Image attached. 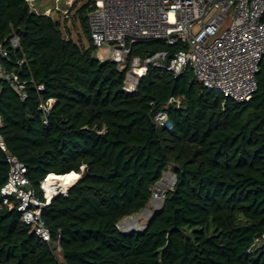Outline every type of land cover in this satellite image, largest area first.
Here are the masks:
<instances>
[{"label":"trees","instance_id":"trees-1","mask_svg":"<svg viewBox=\"0 0 264 264\" xmlns=\"http://www.w3.org/2000/svg\"><path fill=\"white\" fill-rule=\"evenodd\" d=\"M73 21L87 47L65 37L60 21L32 11L27 0H0V45L10 56L0 64L44 86L37 92L29 83L22 100L0 83L6 147L0 191L7 154L24 164L42 201L39 184L48 175L72 185L41 209L61 259L36 236L34 224L22 221L18 201L4 203L0 193V264H264V57L257 91L241 104L206 90L191 70L174 77L149 68L128 93L125 72L95 57L85 5ZM12 33L19 50L9 47ZM179 49L137 43L130 59ZM22 53L27 65L19 68ZM48 99L55 103L44 124L39 104ZM159 111L171 129L155 124ZM167 170L176 175L175 187L145 230L121 233L117 224L147 208Z\"/></svg>","mask_w":264,"mask_h":264},{"label":"built area","instance_id":"built-area-1","mask_svg":"<svg viewBox=\"0 0 264 264\" xmlns=\"http://www.w3.org/2000/svg\"><path fill=\"white\" fill-rule=\"evenodd\" d=\"M30 9L36 13L34 0H27ZM58 4L60 0H57ZM77 0H65L66 7L59 5L42 12L59 20L75 17ZM86 23L95 57L108 60L125 72L122 90L136 92L140 80L149 68L164 70L178 77L191 70L194 79L206 90L223 95L236 103L248 102L257 91L256 75L264 57V0H87ZM60 21V20H59ZM62 22V21H61ZM160 41L165 47H180L172 54L168 50L154 51L151 56L130 59L132 46L137 43ZM12 50L20 49L19 37L12 33L8 40ZM102 51L96 54V51ZM0 58L10 61L9 52L0 45ZM103 58V59H102ZM15 64L21 68L27 65L24 54ZM4 81L22 100L27 98L29 83L37 92H43L42 84L33 80H21L14 71L0 64V83ZM173 102L172 99L169 103ZM55 103L54 99L41 101L39 110L43 123ZM157 126L171 129L165 111L154 115ZM2 120L0 117V130ZM0 150L6 147L0 132ZM9 166L8 179L1 188L4 203L8 197L17 201V210L25 224H34L35 234L51 245V250L61 259L58 242H50V233L41 218V209L60 194H66L60 187L48 196L39 184L44 201L29 187L26 167L12 155H6ZM83 171V169H82ZM176 175L171 170L152 189L149 205L139 216L120 221L117 229L121 233L141 232L153 213L160 209L167 191L175 187ZM60 189V190H58Z\"/></svg>","mask_w":264,"mask_h":264},{"label":"rangeland","instance_id":"rangeland-1","mask_svg":"<svg viewBox=\"0 0 264 264\" xmlns=\"http://www.w3.org/2000/svg\"><path fill=\"white\" fill-rule=\"evenodd\" d=\"M87 0H77L76 2V9H79L81 6H83L86 3ZM34 4L37 8V11L42 13V8L40 9L39 7H41L43 4V7H51V9H53L56 5L61 8L66 7L65 5V0H60V3L58 4L57 0H34ZM50 9V10H51ZM56 18L59 17L60 22L63 24V33L65 35V37L67 38H72L75 42L77 43H82V45H84L85 47L88 46L89 44V40L87 38V36L83 33L82 28L80 27L79 22H74L73 18L70 20H62L59 12L58 13H54L53 14ZM58 20V21H59ZM96 54H101L103 57V52L100 51H96ZM103 59V58H102ZM80 178V174H78L77 179ZM58 183L60 184V188L65 187L66 185H70V184H66L63 182V180L61 179V181H58ZM72 185L67 186V188L69 189ZM60 190V189H58ZM62 191L67 192V189L64 188Z\"/></svg>","mask_w":264,"mask_h":264},{"label":"bare ground","instance_id":"bare-ground-1","mask_svg":"<svg viewBox=\"0 0 264 264\" xmlns=\"http://www.w3.org/2000/svg\"><path fill=\"white\" fill-rule=\"evenodd\" d=\"M52 175L53 176H51V174L48 175L47 179L43 183V188L45 189L48 196H50L56 190L57 187H60V184L58 183V181H60L59 177L54 174ZM67 186L70 185H66L65 187L62 186L61 190H63L64 188L68 190Z\"/></svg>","mask_w":264,"mask_h":264},{"label":"crops","instance_id":"crops-1","mask_svg":"<svg viewBox=\"0 0 264 264\" xmlns=\"http://www.w3.org/2000/svg\"><path fill=\"white\" fill-rule=\"evenodd\" d=\"M44 5V4H43ZM43 5L41 6V7H39L40 9L42 8L43 10H42V12H44V11H48V10H50L51 9V7H43Z\"/></svg>","mask_w":264,"mask_h":264},{"label":"water","instance_id":"water-1","mask_svg":"<svg viewBox=\"0 0 264 264\" xmlns=\"http://www.w3.org/2000/svg\"><path fill=\"white\" fill-rule=\"evenodd\" d=\"M153 52H154V51H150V52L148 53V56H151V55L153 54ZM82 172H86V169H83Z\"/></svg>","mask_w":264,"mask_h":264}]
</instances>
